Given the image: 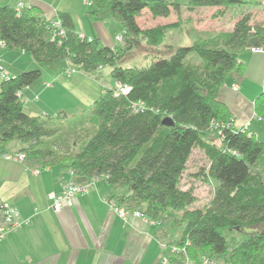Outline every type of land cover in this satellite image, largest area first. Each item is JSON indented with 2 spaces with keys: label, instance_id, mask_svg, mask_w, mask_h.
<instances>
[{
  "label": "trees",
  "instance_id": "obj_1",
  "mask_svg": "<svg viewBox=\"0 0 264 264\" xmlns=\"http://www.w3.org/2000/svg\"><path fill=\"white\" fill-rule=\"evenodd\" d=\"M85 1L92 6L87 14L91 20L107 15L120 24V43L108 46L99 37L77 32L67 11L48 19L35 5L16 10L11 4L0 5V40L4 47L29 53L41 65L65 58L86 74L109 67L114 81L130 90L116 95L113 88L107 89L95 99L87 118L90 133L78 139L81 147L77 151V142L70 144L69 139L76 131L74 126L85 119L68 120L64 112L54 117L32 115L25 109L21 89L41 77L40 69L1 79L0 144L17 140V152L24 154L27 167L60 165L78 184L99 179L116 186L121 192L109 200L118 207L140 211L155 229L162 230L164 219L173 220L174 226H181L180 236L158 241L178 245L186 255L181 251L169 254L171 264H181L185 256L188 260L222 259L224 264H264V141L247 125H233L230 107L220 95L226 79L235 72L243 73L240 52L249 49L264 54L252 50L264 47V25L254 21L247 9L236 18L231 31L188 45H168L169 55L155 56L140 66H123L118 62L136 46L138 38L158 46L180 25L177 19L141 27L139 15L147 10L152 18H167L172 11L180 12L179 3ZM187 4L190 8H217L220 13L243 4L264 6L261 0H188ZM57 20L63 35L57 34ZM191 54L196 61H190ZM235 84L231 82L233 93L239 89L238 84L233 90ZM253 105L257 116L264 113V80ZM60 120L67 121L62 126ZM196 147L208 160L202 178L214 182V190L205 206L189 209L197 197L192 188L181 189L179 183ZM241 228L251 231L230 250L226 231Z\"/></svg>",
  "mask_w": 264,
  "mask_h": 264
},
{
  "label": "crops",
  "instance_id": "obj_2",
  "mask_svg": "<svg viewBox=\"0 0 264 264\" xmlns=\"http://www.w3.org/2000/svg\"><path fill=\"white\" fill-rule=\"evenodd\" d=\"M16 1L18 0H0V5L15 6ZM23 2L26 6H37L43 17L48 19L56 16L58 12H69L77 32L86 33L83 29L88 28L91 30L88 34L92 38L99 37L102 43L109 25H113L112 18L109 19L107 15L102 20H91L87 14L92 6L85 0ZM86 18L90 19L92 24ZM102 22L105 31L96 25ZM112 28L114 29V26ZM113 35L111 34L112 37ZM112 44L109 43L113 46ZM15 51L19 53L15 54ZM28 54L0 45V59L12 76L37 63ZM19 55L23 60L18 58ZM254 56H258L254 78L247 74L240 78L234 74L229 78L230 83L239 84V89L235 92L238 95L234 100L235 104H239V108L235 114L231 112L235 127L247 125L256 138L264 141V113L257 116L253 105L261 92L259 87L264 77V54L256 53ZM66 60L68 63L69 60ZM99 70L103 71L105 67ZM82 73L87 77L97 75ZM21 92L25 109L26 106L34 108L37 111L33 113L35 115L45 112V99L51 92L42 89L41 83L22 88ZM18 148L20 143L17 140L0 144V155L17 152ZM33 170L34 167H27L23 162L0 156V205L7 202L18 211L19 216V224L15 229L6 232L0 241V264H162L164 251L157 244L158 240H173L181 234V226L171 230L174 224L172 221L164 219L162 230L155 229L151 220L136 215L133 210L127 209L128 216L122 218L110 206L109 200L112 195L121 192V189L110 186L105 180L93 182L87 189L74 196L71 205H63L59 211H55L50 206L48 194L59 193L63 180L68 179V173H65L60 165L38 167L37 173ZM214 261L224 264L222 259ZM188 264L205 263L198 257L190 259Z\"/></svg>",
  "mask_w": 264,
  "mask_h": 264
},
{
  "label": "rangeland",
  "instance_id": "obj_3",
  "mask_svg": "<svg viewBox=\"0 0 264 264\" xmlns=\"http://www.w3.org/2000/svg\"><path fill=\"white\" fill-rule=\"evenodd\" d=\"M168 1L179 3L181 9L178 14L172 11L167 18H152L149 12L145 10L141 13V15H139L138 18L141 27L153 26L156 23L158 24L176 21L177 19H179V28L169 31L165 36L164 43L154 47L149 46L144 41V39L138 38L136 46L133 47L132 50L125 53V56L121 58V60L118 62V65H144L155 56L169 55L170 51L168 50V45H188L193 41L209 38L211 35H214L221 31H231L233 27L232 25L236 18H238L240 14L247 9H249L252 14H254V21H257L258 23L264 25V6L262 5H237L232 6V8L226 10L224 13H220L217 8L213 7L190 8L187 4L188 0ZM261 1L264 3V0ZM108 18L110 19L111 17L108 16ZM86 19L90 22V24H92V21L90 19ZM112 20L113 25H109L107 33L103 35L104 44L108 46L109 43H113L112 45L117 44V42L120 43L121 38L120 40H118L116 37L123 32L120 24H118L116 20ZM96 25H98L99 29H105L104 22H102V24L97 23ZM113 26L114 29L112 28ZM83 30L86 33H83V31L79 33L85 36L88 35L89 37H92L90 36V34H88L89 32H91L90 29L86 28ZM111 34H114L113 37L111 36ZM6 50L7 49H5V51ZM14 53L18 54L19 52L15 51ZM28 55L30 56V54ZM190 57V61H196L194 58H192L195 57L194 54H191ZM257 57L258 56L255 57L254 54L247 50L240 52L239 59L244 63L243 73L239 74L234 71V74H236L238 78L246 76V74L254 78L256 74L255 63ZM18 58H20V55ZM20 59L23 60V58ZM33 68L40 69L42 71V75L32 84L41 83L42 89L51 92L45 99L47 102V105L44 106L46 109L45 112H38L37 114H49L50 116L54 117L56 116L57 112H65L67 113L68 120H71L73 118L78 120V118L80 117L81 119L83 118V120L85 119L86 121H82L81 124L78 123L76 126H74L76 128V131L75 133H71L69 143L71 144L74 140L76 142L79 140H83L85 135L87 133H90L92 127L91 123H88L87 120L90 113L89 109L91 104L95 101V99L100 97V94H102V91H104V89L107 90L110 87L113 88V85L115 84L114 79L108 74V71L110 72V68L105 67V70L103 71L99 70L97 72H94L97 74L96 76L98 78H95L94 74H92L93 77L84 76V74L80 72L74 65H72L70 62L67 63V60L65 58L57 60L53 63V65L50 66L35 63L34 66L27 69V71ZM68 69H72L74 71L68 74L66 73V70ZM47 83L52 84V87H47ZM259 88L261 89V91H263V81L262 85ZM51 90H54L55 92H52ZM220 95L222 97L221 100L225 101L230 107V111L235 114V112L239 108V104H235L234 102L235 97L238 94L233 93L229 79L225 80L224 85L220 90ZM29 107L30 106H26L27 112L31 114L37 112L34 108ZM66 121L67 120H60L58 121V124L64 125ZM208 138L211 139V135ZM80 147V142H77L74 150L78 151ZM191 152L192 153L186 162V168L182 172V177L179 183V187H181V189L192 188L195 197H197L196 201L189 206V209L205 206L206 203H208L212 198L211 195L214 190V182L204 180L201 175L202 170H205L208 165V160L205 153L197 147L193 148ZM135 211L140 213V211ZM175 227L178 226H174L173 224L171 230H173ZM255 229L259 230V227H256ZM250 231L251 230L247 228L232 229L230 231H226V240L228 241L229 249L231 250L232 247L240 243L245 234L249 233Z\"/></svg>",
  "mask_w": 264,
  "mask_h": 264
},
{
  "label": "built area",
  "instance_id": "obj_4",
  "mask_svg": "<svg viewBox=\"0 0 264 264\" xmlns=\"http://www.w3.org/2000/svg\"><path fill=\"white\" fill-rule=\"evenodd\" d=\"M26 3L23 2V0H18L17 1V5H16V10H20L21 8L25 7ZM55 29L57 31L58 35H63V30L60 29V23L59 21H55ZM118 40H120L121 35H118L116 37ZM0 45H3L2 41L0 40ZM254 52H264V47H256L254 49H252ZM74 70L72 69H68L66 70V73L70 74L72 73ZM10 73L7 72V70L4 68L3 64H2V59H0V78L2 80H8L10 77ZM115 84L113 85L114 88V92L116 95H122V94H126L130 88L126 85V84H121L119 82H114ZM47 87L52 86V84H46ZM238 89V84H235L233 86V90H237ZM21 94V93H20ZM3 158L5 159H9V160H16L19 162H23V158H24V154L23 153H19V152H12L11 154L8 153H1V155ZM34 173L39 172L38 168H35ZM71 173V172H69ZM99 179H92L90 182H86V183H81L78 184L76 182H74L71 179V176L66 179L63 180L62 185H61V189L59 191V193H55V192H50L48 194V199L50 201V206L53 208V210L55 211H59L60 208L63 205H71L72 204V200L74 198V196L78 193H81V191L87 189L93 182L97 181ZM1 210H0V241L1 239L4 237V234L10 230L15 229V226L19 224V216H18V211L13 208L11 205H9L7 202H3L1 205ZM110 206L119 213V215L122 218H125L126 216H128V210L126 207H118L115 205L114 201L110 200ZM136 215H139L140 213L135 212ZM159 247L160 249L163 251L164 250V256L162 259V264H171L170 262V255L169 254H174V253H180V251L184 253V248L179 247L178 245H172V244H165V242L163 241H158ZM186 255V254H185ZM202 261L205 264H216V262L213 259H210L206 256L202 257ZM181 264H188V258L187 256H185L184 261H182Z\"/></svg>",
  "mask_w": 264,
  "mask_h": 264
}]
</instances>
